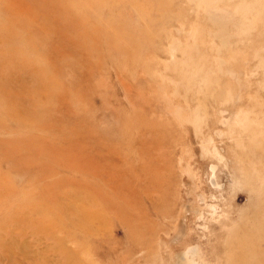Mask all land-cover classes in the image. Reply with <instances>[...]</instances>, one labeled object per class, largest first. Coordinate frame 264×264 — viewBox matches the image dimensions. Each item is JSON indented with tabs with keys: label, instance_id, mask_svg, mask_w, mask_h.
Here are the masks:
<instances>
[{
	"label": "rangeland",
	"instance_id": "374dc122",
	"mask_svg": "<svg viewBox=\"0 0 264 264\" xmlns=\"http://www.w3.org/2000/svg\"><path fill=\"white\" fill-rule=\"evenodd\" d=\"M135 118L175 164L162 203L144 205L137 230L115 209L84 236L67 219L81 215L68 181L82 172L37 182L38 168L88 132L134 134ZM64 179L57 198L40 194ZM70 253L71 264H264V0H0V264Z\"/></svg>",
	"mask_w": 264,
	"mask_h": 264
},
{
	"label": "bare ground",
	"instance_id": "6f19581e",
	"mask_svg": "<svg viewBox=\"0 0 264 264\" xmlns=\"http://www.w3.org/2000/svg\"><path fill=\"white\" fill-rule=\"evenodd\" d=\"M11 104H9V102L7 103L8 107L6 108H10L7 114L13 113L17 119L21 116H23V118H32V116L28 114H15ZM34 115L38 119L42 116V113L40 111L38 115L36 111ZM133 122H136L135 124L140 126L139 129L132 135H127L128 130L126 131V135L122 132V136L120 135L117 137L118 139L116 141L113 139L106 140L102 135H92L89 132L86 136L84 135L83 144L76 145L70 143V145H68V142L65 141L52 152H46L49 157L47 160L42 161L43 168H38L40 169L39 175L34 179L37 182L44 180L46 177L50 178L53 175L58 176L61 172H67L70 167L82 172L83 180L80 184L76 185L68 181L70 185L75 187L80 186L82 189L81 215H78V212H71L70 217L67 219L73 227L83 228L84 236H92L97 233L92 224L95 222L101 224L102 221L105 220L104 216L107 211L110 214L112 211H115V209L119 212L124 209H126L127 212L130 210V215H126L123 222L127 226H132V229H136L137 226L139 227L142 223L144 224L149 221L147 214L143 213L144 205L148 203L149 208L153 210L162 203L161 197L165 189V181L168 178V174L174 171L175 164L164 162V159H161L160 153L162 148L161 143L155 139L154 135H146L148 130L137 121V118H135ZM126 125L129 126L128 124ZM45 129L46 128H44L43 131L48 133L47 129ZM72 129V127H67L65 130H60L59 137H67L68 131L71 133ZM39 141L38 146L41 150L37 151L43 155L42 153L45 149L44 145L41 143L44 140ZM30 146V144H25L24 149L28 151ZM10 151L6 154L8 159L13 157V155H9ZM37 151L36 154L40 156ZM58 153L63 158V164L59 163L55 158ZM38 156H35V158ZM21 157L17 159V163L19 162V164L24 160V158ZM65 183L64 179L61 181L57 180L53 183L50 182L48 185H41L40 194H44L45 196L50 195L51 197L53 195L57 198L55 191L50 190L52 188L57 189ZM125 189L129 190L128 204L124 203L120 206L118 201L114 199H122ZM129 219L132 223L127 224ZM130 235L131 234H128L129 238ZM134 239L137 241L136 237H133V240ZM241 247H243V245ZM70 254L72 256H68L67 258L68 263L71 264V262L76 259V254ZM243 259H246V255L243 256Z\"/></svg>",
	"mask_w": 264,
	"mask_h": 264
}]
</instances>
